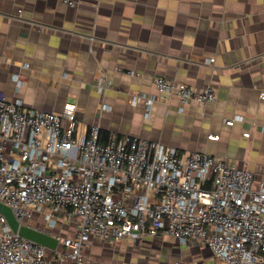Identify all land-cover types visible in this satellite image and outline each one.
Wrapping results in <instances>:
<instances>
[{
	"label": "crops",
	"instance_id": "0c3cea01",
	"mask_svg": "<svg viewBox=\"0 0 264 264\" xmlns=\"http://www.w3.org/2000/svg\"><path fill=\"white\" fill-rule=\"evenodd\" d=\"M72 1L0 0V95L57 111L72 102L81 133L97 124L181 154L231 160L261 179L264 0ZM157 76L195 89L211 85L216 100L179 111L177 98L160 97ZM136 95L157 100L134 104ZM64 228L53 231L73 235ZM131 241L121 243H152L156 256L144 264H226L204 242Z\"/></svg>",
	"mask_w": 264,
	"mask_h": 264
},
{
	"label": "built area",
	"instance_id": "2783aa9c",
	"mask_svg": "<svg viewBox=\"0 0 264 264\" xmlns=\"http://www.w3.org/2000/svg\"><path fill=\"white\" fill-rule=\"evenodd\" d=\"M153 82L161 98L178 99L179 111L191 101L216 100L211 85L195 89L161 76ZM142 99L136 95L132 102ZM76 111L72 102L57 111L0 95V202L20 224L58 240L49 249L24 238L0 213V264H86L84 247L92 240L160 236L204 242L226 264H264V174L257 180L231 160L181 154L139 136L102 137L97 124L81 133ZM235 119L241 117L226 124ZM40 213L44 226L32 221ZM60 219L74 229L72 236L53 231Z\"/></svg>",
	"mask_w": 264,
	"mask_h": 264
},
{
	"label": "rangeland",
	"instance_id": "374dc122",
	"mask_svg": "<svg viewBox=\"0 0 264 264\" xmlns=\"http://www.w3.org/2000/svg\"><path fill=\"white\" fill-rule=\"evenodd\" d=\"M39 215V216H38ZM32 221H35L40 226L45 225L43 219V214H36ZM59 225L54 229L62 230L66 223L59 220ZM70 232L74 233L73 228H69ZM69 232V234H71ZM129 242H132L129 240ZM169 242H172V239H169ZM152 243L144 244V242L138 245H132L127 243H121V240L118 243H108L101 240H92L87 243L84 247V255L86 257V264H114V263H123V262H132L133 264L139 263L144 264L149 259L148 256L151 255L155 257L156 254L152 253L151 249ZM146 249V252L143 250ZM148 249V252H147Z\"/></svg>",
	"mask_w": 264,
	"mask_h": 264
},
{
	"label": "water",
	"instance_id": "95a60500",
	"mask_svg": "<svg viewBox=\"0 0 264 264\" xmlns=\"http://www.w3.org/2000/svg\"><path fill=\"white\" fill-rule=\"evenodd\" d=\"M0 213L3 214L10 228L19 233L20 236L30 239L33 242L39 243L49 249H55L58 245V240L50 233H47L37 227L20 224L12 209L0 202Z\"/></svg>",
	"mask_w": 264,
	"mask_h": 264
},
{
	"label": "trees",
	"instance_id": "16d2710c",
	"mask_svg": "<svg viewBox=\"0 0 264 264\" xmlns=\"http://www.w3.org/2000/svg\"><path fill=\"white\" fill-rule=\"evenodd\" d=\"M108 134H109L108 132H105V131H102V130H101V135H102V137H107Z\"/></svg>",
	"mask_w": 264,
	"mask_h": 264
}]
</instances>
